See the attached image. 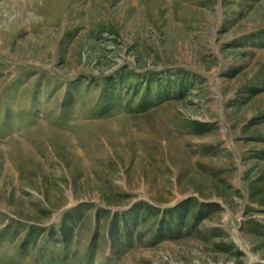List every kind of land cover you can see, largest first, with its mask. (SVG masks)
Segmentation results:
<instances>
[{"label":"rangeland","instance_id":"374dc122","mask_svg":"<svg viewBox=\"0 0 264 264\" xmlns=\"http://www.w3.org/2000/svg\"><path fill=\"white\" fill-rule=\"evenodd\" d=\"M0 264H264V0H0Z\"/></svg>","mask_w":264,"mask_h":264},{"label":"trees","instance_id":"16d2710c","mask_svg":"<svg viewBox=\"0 0 264 264\" xmlns=\"http://www.w3.org/2000/svg\"><path fill=\"white\" fill-rule=\"evenodd\" d=\"M26 115V114H25ZM196 199V198H195ZM189 200V199H188ZM187 200V201H188ZM149 206V209H147V211L144 214V219L147 222V218L149 216L150 213H153V216L156 217V220L153 221L152 223L155 224L157 226V236H171L172 233H183V229L185 226V220L187 218L186 213L183 212V210L185 209L184 206L182 205H178V206H171L165 209H157V207H154L152 205H147ZM216 204L214 202H205L204 205H200L199 208V213H195V223L193 222L192 224L187 226V232L192 231L196 225L198 224V222L200 220H203V215H202V207H210L213 208L215 207ZM198 214L200 215V220L197 218ZM136 217H138V215L136 214ZM197 218V221H196ZM126 224H128V222H126ZM149 226L151 224H148ZM164 232L160 233V230H163ZM172 236L177 237V235L172 234ZM120 240H122V238H120Z\"/></svg>","mask_w":264,"mask_h":264}]
</instances>
